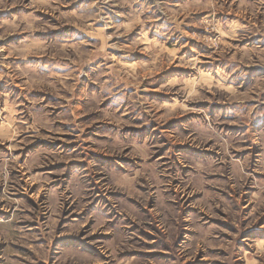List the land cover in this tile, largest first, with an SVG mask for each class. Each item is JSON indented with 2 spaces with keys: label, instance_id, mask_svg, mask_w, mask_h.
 I'll return each mask as SVG.
<instances>
[{
  "label": "clouds",
  "instance_id": "1",
  "mask_svg": "<svg viewBox=\"0 0 264 264\" xmlns=\"http://www.w3.org/2000/svg\"><path fill=\"white\" fill-rule=\"evenodd\" d=\"M140 3L11 0L4 5L20 10L11 22L0 23L4 29L0 39L14 33L19 36L8 48L0 47V80L12 84L19 80L25 92L22 104L6 99L0 107V144L8 149L0 151V209L11 213L0 216V245H4L0 264H47L49 260L67 264L69 259L72 264H124L119 253L142 240L139 230H131L134 224L155 231L161 246L175 257L168 264H187L209 249H224L227 255L202 258L221 259L223 264H264V240L246 238L248 229L264 216V99L257 92L264 85V0H217L204 5L212 9L211 19L196 26L216 35L192 34L191 39L215 45L217 51L210 55L220 63L205 60L193 48L196 55L181 57L177 65L190 71L173 69L147 85L144 66L136 63L132 53L143 50L145 44L159 51L173 37H188L182 27L188 10L177 7L174 11L168 0H144L141 8H133ZM125 7L133 8L127 23L113 24L106 13L119 16L122 13L116 9ZM42 11L54 15L63 31H52L46 18L38 15ZM221 11L225 16L216 19ZM161 19L171 21V27H158ZM101 21L105 26L96 28ZM68 24L74 27H65ZM108 28L113 29L112 35L106 34ZM136 28L139 39L109 43L113 36H127ZM154 30L163 44L149 40ZM252 37H258L262 46H237L231 50L235 55L218 54L225 38ZM107 49L119 51L112 54ZM99 58L104 71L93 78L84 68ZM16 59L26 61L25 67L14 66ZM169 63L176 61L168 56L150 61L147 67L159 71ZM253 66L258 82L241 91L250 82L248 68ZM82 76L98 88L77 95ZM33 90L58 99L45 104L30 97ZM150 91L164 93V98L149 97ZM253 99L256 103H249ZM84 116L92 118L84 122ZM93 125L96 128L85 139ZM65 136L73 137L70 143L76 147L55 144ZM37 140L52 143L17 155ZM53 164L63 167L51 170ZM13 171L22 175L13 178ZM26 189L35 205L13 199ZM97 197L104 198L100 203L108 213L90 210L85 222L93 227L82 238L93 232L107 234V239L88 241L106 257L102 260L69 249L57 239L69 233L79 235L83 228L79 222L65 223L57 231L66 206L81 212ZM246 208L250 210L245 212ZM217 219L235 226L228 233L231 239L223 237L225 229L213 222ZM32 221L39 233L30 226ZM15 245L36 255H22Z\"/></svg>",
  "mask_w": 264,
  "mask_h": 264
},
{
  "label": "rangeland",
  "instance_id": "2",
  "mask_svg": "<svg viewBox=\"0 0 264 264\" xmlns=\"http://www.w3.org/2000/svg\"><path fill=\"white\" fill-rule=\"evenodd\" d=\"M11 0H0V23L3 21L11 22L14 18V15L19 12L20 8L19 6L12 7V8H5L4 5L6 3H10ZM170 4L174 6L173 10L175 11L176 8L180 9H187V19L185 20V24L182 25L185 31L189 32L188 37L183 38H177L173 37L172 40L168 41L167 44L164 45V48H167L168 51H165L164 48H161L159 51H156L154 49H151V46L149 44L143 45V50H137L132 53V56L135 57L136 63L138 65L144 66V84L147 85L150 80L159 79L160 77L164 76L166 72H171L173 69H176L177 71H190V69L184 68V67H177V65L180 63V58L185 57L187 55V58H192L196 55L195 52H192V49L195 48L197 52L203 53V58L205 60L213 59L216 64L220 63V60H215L214 57L210 55L211 52L217 51V48L215 45L209 46L206 44H203L201 41L191 39L192 34L196 35H205L210 38H214L216 34H213L209 32L207 29L197 27L196 25L201 23L204 19H211L210 13L212 12L211 8L204 7V5L207 4H214L217 3V0H168ZM144 0H141L140 4L133 5V8L139 9L143 6ZM71 7H75V5H72ZM133 8H117L116 12L122 13V15L117 16L115 12H107L106 15L111 19L113 24H121V23H127L126 17L133 11ZM64 10V9H62ZM38 15L45 17L46 20L52 25V31L54 32H62L63 29L58 27L59 20L56 19L54 15H52L48 11H42L39 12ZM157 15L162 16V13H158ZM230 15V14H229ZM224 12H217L216 13V19H220L221 17H224ZM183 19V17H181ZM165 24H167L168 27H171V21H167L166 19H161L157 21L158 27H163ZM104 21H101L95 25L96 28L104 27ZM65 27H74L71 24L66 25ZM139 28L133 29L128 33L127 36H113L112 40L109 41V43H114L119 41L122 44H128L129 42H132L134 38L139 39L138 33ZM4 32L3 27H0V34ZM113 29L108 28L106 34L112 35ZM19 36V33H14L7 35L3 39H0V47L8 48L10 44L17 40ZM89 40L92 42H95L92 40L91 37H89ZM149 40H155L158 44H163L164 41L160 36V33L158 31H153V33L149 36ZM187 45V47H183V45ZM247 47V48H259L262 46V42H260L258 37H252L250 40H244V41H229L227 38H225L224 42L219 46L218 54L222 56L231 54L235 55V52H232L231 50L235 49L236 47ZM177 49H180V51H177ZM109 53L116 54L119 50L118 49H107ZM171 56L176 63H169L167 68H162L159 71H155L150 67H147L150 61L152 60H163L165 57ZM31 59V57H30ZM103 59L99 58L95 61H93L90 65H86L84 68L85 72H89L90 75H92L93 78L100 75L104 69L102 67L103 65ZM26 61H23L22 59H16V63L14 66H19L21 68L25 67ZM210 66V65H209ZM7 71V69H5ZM248 71L250 73L249 81L246 82L244 85V89H241V91H244L245 89L255 87L258 78L259 73L257 72V69L255 66L249 67ZM20 81L17 80L15 84L9 83L7 79L0 80V107L5 106L4 101L6 99L9 100V102L15 101L16 103H23L24 102V96L22 93L25 92V89L22 87H19ZM87 85V87H86ZM153 88H155V85H152ZM98 85L90 84L88 82L87 76L81 77V83L77 85L75 92L77 95L81 94L84 91H91L92 89H97ZM260 88H264V85H261L259 88H257V92L260 94V98L264 99V91H260ZM149 97H158L163 99L164 93H161L159 91H150L147 93ZM253 96L256 95V92L252 93ZM31 98H37V99H43L45 104H55L57 101V97L53 96L51 93H46L39 90H33L30 93ZM10 98V99H9ZM73 103H77V101H73ZM249 103H256V100L253 99L249 101ZM19 111V109H18ZM57 112L61 111L60 109H56ZM95 114H92L94 116ZM92 116H84L82 117V120L84 122L89 121ZM171 123V121L169 122ZM65 130H67L68 126L63 125ZM96 128L95 125L88 128L85 132V139L88 138V134L92 133L94 129ZM73 140V137L71 136H65L61 140L55 141V144H62L65 148L71 149L73 147H76L75 144L70 143V141ZM52 142L50 141H41L37 140L36 144H29L26 145L24 148L19 149L17 152V155L20 153H27L30 149L36 147L38 144H50ZM87 146V145H86ZM0 151L7 152L8 149L5 147V145L0 144ZM93 155H100L99 153H93ZM23 162V157L21 159V163ZM63 167V165L59 164H53L50 165L49 168L51 170H56ZM12 177L15 178L17 176L22 175V173L13 171ZM21 183H24V181H21ZM35 188V186H33ZM2 189H0V193H2ZM13 191L15 189L13 188ZM42 198V197H41ZM13 199H23L28 201L31 205L36 204V200L33 199V196L31 193L27 191V189L24 192L16 193L13 196ZM104 198L103 197H97L96 200H94L92 203H89L88 206L81 212H74L71 209H67L64 212L63 216L61 217L59 224L57 226V231L60 232L62 230V226L65 223H81L83 224V228L79 235L69 233L65 235H59L57 237L58 240L64 241L65 246L72 250H80L81 252H86L87 255L91 256L94 259H106L104 257L103 253L100 251L98 247H96L95 244L88 243L89 240H104L107 239V234L101 233V232H93L91 236H87L86 239H83L82 237H85V234L93 227L92 223H86V217L89 215L90 210H97L101 214L108 213V209L103 207V204L100 203ZM244 200H247V197H244ZM250 209L246 208L245 212H248ZM264 210V209H262ZM147 211V209H145ZM69 212H71V215H69ZM11 213L3 211V209H0V216L2 217H9ZM220 215H226L225 213H220ZM67 217V220L65 219ZM43 219V218H42ZM217 225L223 227L225 229V232L223 233V237L226 239H231L230 236H228L229 232L235 231V226L231 223H229L227 220L223 219H217L213 221ZM114 224L115 221H112ZM30 226H32L37 233H39V228L36 226L35 221L29 222ZM260 225H264V216H261L259 220L257 221V224L253 227L248 229L246 238L250 240H264V228H260ZM256 229H259L257 231ZM132 231L139 230V236L142 237V240L140 244L137 247L126 249L119 253L120 259L124 262V264H168V261L171 259H175L169 252L168 248L166 246H161V242L158 240L157 235L155 231L149 230L145 231L144 229H141L139 225L134 224V227L131 229ZM37 243H42V241H38ZM0 247H4V245H0ZM15 248L17 250L21 251L22 255H29L35 256L36 254L31 251V249L22 248L20 245H15ZM227 252L224 251V249H209L207 253L200 251L195 256V259H189L187 260V264H223L221 259H212V258H202V257H212V256H226ZM26 264H30V262L26 261ZM40 264H45L44 261H40ZM47 264H51V260L47 262ZM67 264H72V260L69 259L67 261Z\"/></svg>",
  "mask_w": 264,
  "mask_h": 264
}]
</instances>
